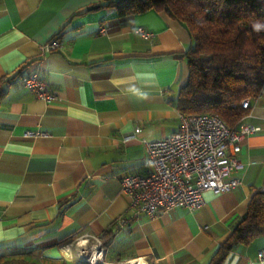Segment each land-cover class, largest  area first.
<instances>
[{
  "label": "crops",
  "instance_id": "obj_1",
  "mask_svg": "<svg viewBox=\"0 0 264 264\" xmlns=\"http://www.w3.org/2000/svg\"><path fill=\"white\" fill-rule=\"evenodd\" d=\"M100 3L0 0V81L7 88L0 101V263L89 264L78 253L102 235L110 263L209 264L264 189V92L241 119L259 130L241 141L242 167L232 173L238 186L206 191L193 211L136 214L121 179L147 169L144 140L178 128L176 100L194 40L165 11L119 16ZM56 36L60 49L42 54L40 45ZM30 71L58 100L24 87ZM262 248L264 234L237 245L221 264H264ZM55 250L76 256L55 259Z\"/></svg>",
  "mask_w": 264,
  "mask_h": 264
},
{
  "label": "trees",
  "instance_id": "obj_2",
  "mask_svg": "<svg viewBox=\"0 0 264 264\" xmlns=\"http://www.w3.org/2000/svg\"><path fill=\"white\" fill-rule=\"evenodd\" d=\"M99 6L119 16L165 11L186 27L194 45L186 52L189 77L176 100L185 114H214L233 127L249 111L241 101L264 87V0H101ZM6 90L0 81V101ZM262 234L264 189L252 195L209 264H221L237 245Z\"/></svg>",
  "mask_w": 264,
  "mask_h": 264
},
{
  "label": "built area",
  "instance_id": "obj_3",
  "mask_svg": "<svg viewBox=\"0 0 264 264\" xmlns=\"http://www.w3.org/2000/svg\"><path fill=\"white\" fill-rule=\"evenodd\" d=\"M138 32L145 37L154 35V32L142 27L138 28ZM60 47L61 40L56 36L40 45V52H54ZM21 80L24 87L39 99L49 103L58 100L38 71L22 75ZM262 92L264 87L258 95ZM256 97L244 98L241 106L249 108L251 100ZM258 130L259 127L241 121L230 127L214 114H185L180 111L178 128L170 136L144 140L147 169L124 176L121 193L129 198L136 214L145 211L156 217L177 207H186L190 211L199 209L205 202L206 191L219 194L240 184V179L233 177L232 173L242 167L237 157L241 141ZM138 132L139 128L125 139L134 137ZM93 239L94 242L79 251V258L89 264H113L106 260L103 236H93ZM70 246L68 242L63 248ZM258 260L264 262V248L258 251Z\"/></svg>",
  "mask_w": 264,
  "mask_h": 264
},
{
  "label": "rangeland",
  "instance_id": "obj_4",
  "mask_svg": "<svg viewBox=\"0 0 264 264\" xmlns=\"http://www.w3.org/2000/svg\"><path fill=\"white\" fill-rule=\"evenodd\" d=\"M67 254V255H66ZM76 256V253H66L60 250H55L53 253H51V257L57 259V258H63V257H74ZM129 260L124 261V264H126ZM133 261V260H132ZM131 262V261H129ZM123 262L120 263H113V264H122Z\"/></svg>",
  "mask_w": 264,
  "mask_h": 264
},
{
  "label": "bare ground",
  "instance_id": "obj_5",
  "mask_svg": "<svg viewBox=\"0 0 264 264\" xmlns=\"http://www.w3.org/2000/svg\"><path fill=\"white\" fill-rule=\"evenodd\" d=\"M126 264H145V263L140 260H133V261L131 260V262L128 261Z\"/></svg>",
  "mask_w": 264,
  "mask_h": 264
},
{
  "label": "water",
  "instance_id": "obj_6",
  "mask_svg": "<svg viewBox=\"0 0 264 264\" xmlns=\"http://www.w3.org/2000/svg\"><path fill=\"white\" fill-rule=\"evenodd\" d=\"M97 7H98V5H93V6L89 7V8L92 9V8H97Z\"/></svg>",
  "mask_w": 264,
  "mask_h": 264
}]
</instances>
